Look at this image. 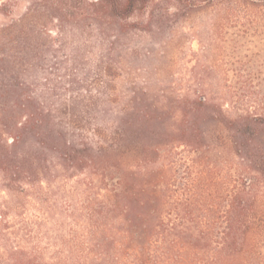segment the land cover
I'll return each instance as SVG.
<instances>
[{"label":"trees","instance_id":"16d2710c","mask_svg":"<svg viewBox=\"0 0 264 264\" xmlns=\"http://www.w3.org/2000/svg\"><path fill=\"white\" fill-rule=\"evenodd\" d=\"M22 1L0 3V16L10 18L0 25V264H264V116L230 113L211 96L179 97L159 141L146 144L144 126L163 124L166 115L110 108L117 99L107 90L121 59L110 45L150 27L146 11L156 0H28L27 13L16 17ZM176 1L191 10L201 3ZM85 21L88 39L70 57L66 27ZM117 24L116 41L108 42ZM178 148L204 158V169L173 204L151 165L173 159ZM230 155L239 161L236 177L218 166L228 168ZM130 157L143 170L126 167ZM85 171L120 176L102 196L106 211L90 210L94 238L77 240L75 257L48 260L26 217L28 200Z\"/></svg>","mask_w":264,"mask_h":264},{"label":"rangeland","instance_id":"374dc122","mask_svg":"<svg viewBox=\"0 0 264 264\" xmlns=\"http://www.w3.org/2000/svg\"><path fill=\"white\" fill-rule=\"evenodd\" d=\"M199 1L198 8L191 10L189 4L180 5L176 0H156L146 11L145 17L153 15L150 27L122 33L114 46L110 45L115 55L121 56L116 66L118 77L109 93L107 90V94L117 99L110 108L120 112L130 107L132 112L166 115L163 124L150 121L144 126L143 137L139 139L146 144L159 141L155 135L170 123L169 116L179 97L211 96L230 113L250 110L264 116V0H248L244 5L237 0ZM27 7L29 1L23 0L15 16L26 14ZM37 19L38 15L32 22L35 24ZM9 20L0 16V25ZM80 26L76 30L73 24L67 25L71 45L65 49L66 54H72L79 39H88L89 22ZM119 30V24L109 30L108 42L116 41ZM100 51L101 48H95L96 55ZM209 129L219 132L212 125ZM176 152L173 159L157 158L151 165L163 178L161 186L170 187L169 200L173 204L185 200V188L192 187L204 169V158L184 148ZM211 155L210 159H216V154ZM228 157L232 162L228 168L218 160L221 174L236 177L239 161L234 155ZM124 164L133 170H143L135 167L136 160L132 157L125 159ZM119 176L113 172V177L104 178L90 171L68 178L62 176L50 186L45 184L41 196L28 200L26 217L33 222L35 243L46 259L75 257L77 240L89 243L94 238L90 210L96 204L106 211L102 196L111 190ZM108 235V231L101 232L98 238L103 240Z\"/></svg>","mask_w":264,"mask_h":264}]
</instances>
